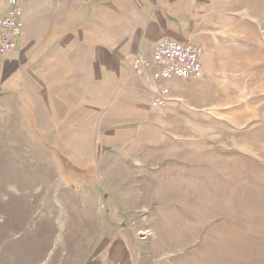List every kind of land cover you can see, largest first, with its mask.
<instances>
[{"label":"rangeland","instance_id":"1","mask_svg":"<svg viewBox=\"0 0 264 264\" xmlns=\"http://www.w3.org/2000/svg\"><path fill=\"white\" fill-rule=\"evenodd\" d=\"M197 8L208 69L159 106L24 107L0 70V264H264V0Z\"/></svg>","mask_w":264,"mask_h":264},{"label":"crops","instance_id":"2","mask_svg":"<svg viewBox=\"0 0 264 264\" xmlns=\"http://www.w3.org/2000/svg\"><path fill=\"white\" fill-rule=\"evenodd\" d=\"M199 2L22 0L20 38L2 61L1 76L24 107L95 109L98 92L106 105L131 101L142 107L143 93H153L155 82L151 69L135 70L132 62L149 57L162 39L204 44L211 31L208 24L195 23ZM5 11L6 1L0 0V17ZM201 61L204 75L205 53ZM173 80L166 82L169 100Z\"/></svg>","mask_w":264,"mask_h":264},{"label":"built area","instance_id":"3","mask_svg":"<svg viewBox=\"0 0 264 264\" xmlns=\"http://www.w3.org/2000/svg\"><path fill=\"white\" fill-rule=\"evenodd\" d=\"M6 11L0 17V70L2 61L13 51L20 38L19 16L22 0H5ZM54 2L58 0H46ZM89 2L91 0H84ZM204 50L200 45L180 43L170 39L157 42L149 57L139 56L132 62V68L152 70L155 88L152 95L153 105H162L169 100L166 82L173 79H195L203 76L202 56Z\"/></svg>","mask_w":264,"mask_h":264}]
</instances>
